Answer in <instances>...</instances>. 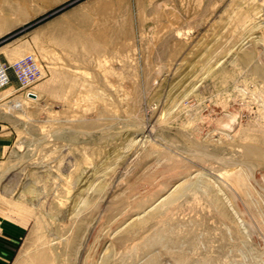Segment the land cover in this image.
I'll list each match as a JSON object with an SVG mask.
<instances>
[{"label": "rangeland", "instance_id": "374dc122", "mask_svg": "<svg viewBox=\"0 0 264 264\" xmlns=\"http://www.w3.org/2000/svg\"><path fill=\"white\" fill-rule=\"evenodd\" d=\"M0 65V264H264V0H0Z\"/></svg>", "mask_w": 264, "mask_h": 264}, {"label": "built area", "instance_id": "2783aa9c", "mask_svg": "<svg viewBox=\"0 0 264 264\" xmlns=\"http://www.w3.org/2000/svg\"><path fill=\"white\" fill-rule=\"evenodd\" d=\"M22 63H24L27 67H32V66L36 67V64L32 58H30V59L27 58V59L23 60ZM32 80H35L34 74H31V76H28V75L23 76V82L24 83H29ZM8 81H9V77L7 74V70L3 66L0 65V88L3 87L4 85H6L8 83Z\"/></svg>", "mask_w": 264, "mask_h": 264}]
</instances>
